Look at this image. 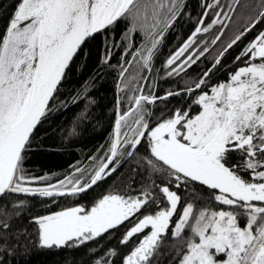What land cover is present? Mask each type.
Here are the masks:
<instances>
[{"label":"snow or ice","instance_id":"snow-or-ice-1","mask_svg":"<svg viewBox=\"0 0 264 264\" xmlns=\"http://www.w3.org/2000/svg\"><path fill=\"white\" fill-rule=\"evenodd\" d=\"M197 7L0 4V264H264V0ZM78 148L59 173L32 166ZM125 165L126 188L105 187Z\"/></svg>","mask_w":264,"mask_h":264},{"label":"trees","instance_id":"trees-1","mask_svg":"<svg viewBox=\"0 0 264 264\" xmlns=\"http://www.w3.org/2000/svg\"><path fill=\"white\" fill-rule=\"evenodd\" d=\"M3 2H4V0H0V4H3ZM198 2H199V0H189L191 10L193 11L194 14L200 10L197 7ZM222 2H228V0H222ZM238 23L239 22L231 25L230 29L225 31V37L222 38L225 42L227 41L228 38H230L233 35V32L235 31L236 27L238 26ZM190 28H191V25L189 24L187 27H184L182 29L181 36H180L181 39H183L188 34V31ZM211 36H212V34L210 33L206 38L211 39ZM167 41H168V43L166 44L165 55L167 53V49L171 46H174V44L176 43L175 33L170 34L167 37ZM96 67L97 66H92V65H89L88 67H86V69L84 70V73L80 76V80L87 79L88 76H90L93 72L96 71ZM159 67H160V64H159V62H157L156 68H159ZM194 70L198 71L199 69H194ZM140 74L141 73H140L138 65L133 63L132 67L129 68L128 73L126 74V79L130 80L133 76H139ZM114 77H115V73L112 72L111 70H109L105 74L104 80L99 83L100 91L107 96L106 103H109V104L111 103V101L113 99V93L115 91L114 85H113ZM73 83H76V81H73ZM158 85H159V94H162V91L164 88L169 87V83H167L163 80H159ZM135 86H136V84H135V82H133L131 87H135ZM108 114L111 115L110 108L108 109ZM106 138H107V130H101L95 136L94 139L85 141V144L81 146L83 153L86 154L94 145L103 143ZM57 152H58L57 155H54L50 158V161H49L47 167L41 168V166H40L41 162L38 159L33 162L32 166H34L35 169L38 172H41L42 174L48 173L49 168H51L53 171L59 173L62 169L67 168L70 163H75L77 160L83 159L80 148L75 149V150H70L68 153H64L62 150H59V149L57 150ZM132 167H134V165H125L124 168L120 170L123 173V175L121 177L116 178V179L110 178L108 183L105 185V187H109V186L114 185L118 189L126 188L127 175L130 172ZM141 179H142V174H137L135 176L134 183H136L138 185V182ZM65 203H67V201L62 200L61 206H63ZM52 207L55 210H59V209L55 208V205H52ZM66 255H76V254H66ZM34 259H35V264H53L54 260H59L58 257L57 258H49L46 256H40V255H37ZM161 264H164V258L163 257H161Z\"/></svg>","mask_w":264,"mask_h":264}]
</instances>
